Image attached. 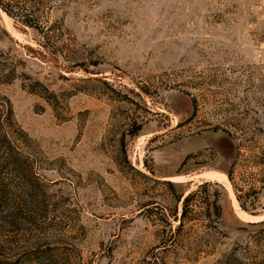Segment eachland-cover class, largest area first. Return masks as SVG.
<instances>
[{"label": "rangeland", "instance_id": "obj_1", "mask_svg": "<svg viewBox=\"0 0 264 264\" xmlns=\"http://www.w3.org/2000/svg\"><path fill=\"white\" fill-rule=\"evenodd\" d=\"M2 2L0 264H264V0Z\"/></svg>", "mask_w": 264, "mask_h": 264}, {"label": "trees", "instance_id": "obj_2", "mask_svg": "<svg viewBox=\"0 0 264 264\" xmlns=\"http://www.w3.org/2000/svg\"><path fill=\"white\" fill-rule=\"evenodd\" d=\"M0 5L3 8V10H5L8 14L14 15L15 12H13L9 7H7V5L5 3L2 2V0H0ZM20 14H22V12H18ZM27 14V13H24ZM24 22L29 23L27 18H23ZM228 135L230 134V132L226 129H223ZM150 170L152 171V168H150ZM169 187L171 188L172 192L175 194L176 198L179 200L181 199V197L183 196L184 192L182 189H180V186L182 185L181 181H172V180H164ZM208 184L209 181L204 180L200 183L197 184V188L190 190L189 192H187L183 197H182V209H181V213H180V220L183 221L185 217H187L188 213L190 210H192L191 207V200L192 198L195 200V198L193 197L195 195V193L197 192V190H201L203 191L200 195H197L198 198L196 199V203L202 204L205 203L206 207L208 209H211L213 211L214 215V220H218L219 216H220V196L217 190H213L211 192H208ZM196 205V204H195ZM242 205V204H241ZM243 207V205H242Z\"/></svg>", "mask_w": 264, "mask_h": 264}, {"label": "water", "instance_id": "obj_3", "mask_svg": "<svg viewBox=\"0 0 264 264\" xmlns=\"http://www.w3.org/2000/svg\"><path fill=\"white\" fill-rule=\"evenodd\" d=\"M253 221V220H252Z\"/></svg>", "mask_w": 264, "mask_h": 264}]
</instances>
